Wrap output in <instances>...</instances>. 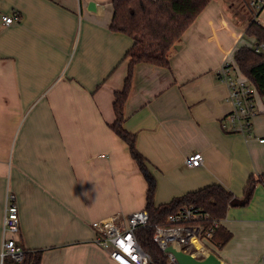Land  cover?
<instances>
[{"label":"crops","instance_id":"crops-1","mask_svg":"<svg viewBox=\"0 0 264 264\" xmlns=\"http://www.w3.org/2000/svg\"><path fill=\"white\" fill-rule=\"evenodd\" d=\"M113 0H0V253L7 197L20 229L9 235L40 264H116L95 243L94 223L156 206L218 184L234 195L221 226L232 234L209 244L222 264H264V183L240 205L251 176L264 175V99L255 138L230 134L229 88L217 78L234 61L251 19L244 0H213L182 37L169 68L139 64L125 104L148 176L111 128L115 93L128 72L133 40L110 30ZM248 7V6H247ZM18 21L4 26L2 18ZM200 153L204 163L188 168ZM152 177V178H151ZM1 264V263H0Z\"/></svg>","mask_w":264,"mask_h":264},{"label":"trees","instance_id":"trees-1","mask_svg":"<svg viewBox=\"0 0 264 264\" xmlns=\"http://www.w3.org/2000/svg\"><path fill=\"white\" fill-rule=\"evenodd\" d=\"M211 1L213 0H113L110 30L130 37L133 45L125 56L129 62L123 89L115 93L113 103L115 122L111 128L128 144L132 158L148 176L150 175L146 161L136 148L135 135L127 132L123 127L124 109L132 87L134 69L139 64L169 68L170 56L176 51L175 47L181 45L184 33ZM245 35L255 38L259 44L264 43V26L256 17L250 20ZM234 61L242 75L256 86L258 94L264 99V54L259 55L250 47L241 46L234 53ZM258 183H264V175L249 178L240 205L249 204ZM154 191L151 185L145 209L149 214V226L135 232L138 243L150 254L153 264H167L168 260L153 240L155 227L168 226L169 216L179 208L193 205L201 212L209 214L211 220L198 222L205 231L212 220L223 221L226 218L228 209L234 201V195L218 184L187 193L160 206H156L153 202ZM231 237L232 234L220 225L209 242L221 248ZM40 262L41 251H25L20 262L7 259L4 264H40Z\"/></svg>","mask_w":264,"mask_h":264},{"label":"built area","instance_id":"built-area-1","mask_svg":"<svg viewBox=\"0 0 264 264\" xmlns=\"http://www.w3.org/2000/svg\"><path fill=\"white\" fill-rule=\"evenodd\" d=\"M249 8L258 15L264 8V0H250ZM18 21L16 15L2 18L4 26H11ZM255 53L264 54V43L249 46ZM217 78L229 88V100L233 104V111L222 120V129L230 134H240L247 138H255L252 119L257 114L258 91L256 86L245 78L235 61L227 59L217 71ZM264 143V135L255 138ZM204 163L200 153H193L186 157L188 168H199ZM211 220L209 214L201 212L195 206H182L168 218V226L155 227L153 240L160 250L167 256V264H176L174 256L166 253L167 248L183 251L198 259L211 254L209 247L210 237L222 221L212 220L211 225L204 231L198 222ZM149 226V214L146 210L136 211L125 218L113 216L94 223L96 232L95 243L106 251L110 259L116 264H153L152 258L137 241L135 232ZM20 229V218L16 197L9 194L3 226V241L0 253V263L7 259L20 262L23 259L24 249L16 239L9 235H17ZM204 233V234H203Z\"/></svg>","mask_w":264,"mask_h":264},{"label":"water","instance_id":"water-1","mask_svg":"<svg viewBox=\"0 0 264 264\" xmlns=\"http://www.w3.org/2000/svg\"><path fill=\"white\" fill-rule=\"evenodd\" d=\"M180 46H176L175 49L180 50ZM234 201L231 206L234 205ZM241 204V203H240ZM166 253H170L174 256L176 264H222L221 260L214 254H209L203 259H198L188 253L183 251H176L172 248H167Z\"/></svg>","mask_w":264,"mask_h":264},{"label":"rangeland","instance_id":"rangeland-1","mask_svg":"<svg viewBox=\"0 0 264 264\" xmlns=\"http://www.w3.org/2000/svg\"><path fill=\"white\" fill-rule=\"evenodd\" d=\"M245 3H242L241 5L244 7L245 11H248L247 8H249V2L250 0H244ZM248 6V7H247ZM250 9V8H249ZM251 10V9H250ZM251 12L255 15V13L251 10ZM259 19L261 20V24L264 26V12L261 14V16L259 17ZM249 37H247L245 40V42H248L249 41Z\"/></svg>","mask_w":264,"mask_h":264}]
</instances>
